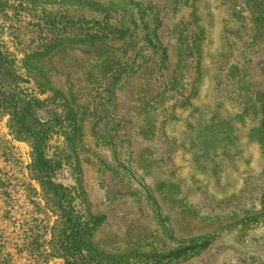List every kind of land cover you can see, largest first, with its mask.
<instances>
[{
  "label": "rangeland",
  "instance_id": "1",
  "mask_svg": "<svg viewBox=\"0 0 264 264\" xmlns=\"http://www.w3.org/2000/svg\"><path fill=\"white\" fill-rule=\"evenodd\" d=\"M11 93L103 264H264V0H0V264H63Z\"/></svg>",
  "mask_w": 264,
  "mask_h": 264
},
{
  "label": "trees",
  "instance_id": "2",
  "mask_svg": "<svg viewBox=\"0 0 264 264\" xmlns=\"http://www.w3.org/2000/svg\"><path fill=\"white\" fill-rule=\"evenodd\" d=\"M6 107L9 109V127L13 136L27 141L31 149V174L38 180L43 194L50 196L53 210L58 216L45 260L56 258L62 259L63 264H103L91 244L100 218L91 219L75 212L68 190L52 181L58 165L45 154L50 123L39 115L42 111L41 102L35 98L22 99L11 93ZM210 244L209 239H200L185 258L200 255ZM42 254H46L44 249Z\"/></svg>",
  "mask_w": 264,
  "mask_h": 264
}]
</instances>
